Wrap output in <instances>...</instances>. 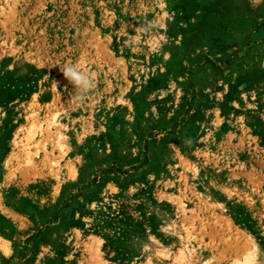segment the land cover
<instances>
[{"label":"rangeland","instance_id":"rangeland-1","mask_svg":"<svg viewBox=\"0 0 264 264\" xmlns=\"http://www.w3.org/2000/svg\"><path fill=\"white\" fill-rule=\"evenodd\" d=\"M65 63L94 73L83 104ZM247 240L264 0H0V264H227Z\"/></svg>","mask_w":264,"mask_h":264},{"label":"clouds","instance_id":"clouds-1","mask_svg":"<svg viewBox=\"0 0 264 264\" xmlns=\"http://www.w3.org/2000/svg\"><path fill=\"white\" fill-rule=\"evenodd\" d=\"M147 24V27H142L140 30L150 32L158 27V21L155 20L148 21ZM129 43L131 44V41ZM59 69L68 83L73 86V95L70 96L69 100L76 104H83L87 100L88 94L95 87L94 73L85 72L73 63H65L59 66Z\"/></svg>","mask_w":264,"mask_h":264},{"label":"bare ground","instance_id":"bare-ground-1","mask_svg":"<svg viewBox=\"0 0 264 264\" xmlns=\"http://www.w3.org/2000/svg\"><path fill=\"white\" fill-rule=\"evenodd\" d=\"M170 229L174 230L177 228V226H174V223L176 222L175 219H170ZM239 241V240H238ZM239 248L238 253L234 256V260L231 261L230 263L227 262V264H264V249H262L260 246H258L256 243L253 241L247 240V242L240 243L236 246ZM236 248V249H237ZM147 252H150L149 249L146 250ZM192 264H212L215 263V261H207V260H200V261H195V259L191 258L190 259ZM218 261V259H217ZM217 264H222L219 260V263Z\"/></svg>","mask_w":264,"mask_h":264}]
</instances>
